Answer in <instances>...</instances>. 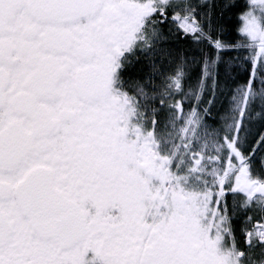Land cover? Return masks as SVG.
I'll list each match as a JSON object with an SVG mask.
<instances>
[{
	"label": "snow or ice",
	"instance_id": "6c2138e0",
	"mask_svg": "<svg viewBox=\"0 0 264 264\" xmlns=\"http://www.w3.org/2000/svg\"><path fill=\"white\" fill-rule=\"evenodd\" d=\"M0 264H264V0H0Z\"/></svg>",
	"mask_w": 264,
	"mask_h": 264
}]
</instances>
